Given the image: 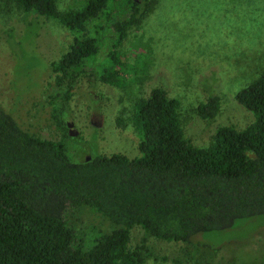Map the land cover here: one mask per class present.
<instances>
[{
	"label": "trees",
	"instance_id": "trees-1",
	"mask_svg": "<svg viewBox=\"0 0 264 264\" xmlns=\"http://www.w3.org/2000/svg\"><path fill=\"white\" fill-rule=\"evenodd\" d=\"M11 1L27 16L59 23L72 44L50 65L60 140L30 135L0 110V264L166 262L145 240L130 246L129 231L190 245L197 235L264 217V69L235 96L253 122L243 130L218 128L207 148L184 137L178 101L157 87L135 105L138 158L112 154L74 162L63 117L80 77L96 70L103 84L116 83V51L157 0H87L66 12L54 0ZM219 110V98L210 96L197 115L211 121ZM81 208L109 226L90 244L72 222Z\"/></svg>",
	"mask_w": 264,
	"mask_h": 264
},
{
	"label": "rangeland",
	"instance_id": "rangeland-1",
	"mask_svg": "<svg viewBox=\"0 0 264 264\" xmlns=\"http://www.w3.org/2000/svg\"><path fill=\"white\" fill-rule=\"evenodd\" d=\"M54 1L66 12L81 9L87 0ZM71 44L70 32L56 21L32 18L11 0H0V110L39 139L62 138L50 100V65ZM116 53L117 82L103 84L93 70L80 77L68 103L63 119L72 124L67 132L77 133L66 139L72 160L112 154L138 158L135 105L157 87L178 101L184 137L207 148L218 128L243 130L253 122L235 96L264 69V0H157ZM210 96L219 98L220 110L204 121L197 108ZM72 222L83 230L86 244L109 229L89 208L78 210ZM129 236L130 246L145 240L158 258L167 259L147 264H264V217L197 235L190 245L148 238L139 228Z\"/></svg>",
	"mask_w": 264,
	"mask_h": 264
},
{
	"label": "water",
	"instance_id": "water-1",
	"mask_svg": "<svg viewBox=\"0 0 264 264\" xmlns=\"http://www.w3.org/2000/svg\"><path fill=\"white\" fill-rule=\"evenodd\" d=\"M72 127V124H70V123H66V128L67 129H70ZM68 135L70 136V137H75L76 135H77V133H72L70 130H68ZM91 159V157L90 156H86V161H89Z\"/></svg>",
	"mask_w": 264,
	"mask_h": 264
}]
</instances>
